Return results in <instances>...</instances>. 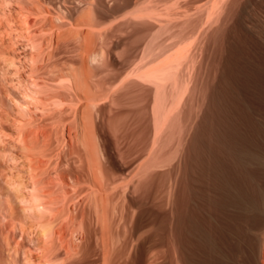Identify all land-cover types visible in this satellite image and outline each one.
Returning <instances> with one entry per match:
<instances>
[{
    "label": "rangeland",
    "instance_id": "obj_1",
    "mask_svg": "<svg viewBox=\"0 0 264 264\" xmlns=\"http://www.w3.org/2000/svg\"><path fill=\"white\" fill-rule=\"evenodd\" d=\"M19 1L20 4H17V0H0V42L2 44H5L4 41L8 40L9 43L11 41V44L15 42L16 47L8 42L2 47L4 48V46L9 45L12 48L5 47V49L8 48V53H12L13 57L20 55L18 57L21 58L18 59L17 57L18 61L15 58L13 60L11 59L13 57H10L8 54L9 58L5 61L6 56L3 59L4 56L0 53V68H2V71L0 69V98H4L3 100L6 106H9L13 102L11 101L13 100V96L16 99H18L16 95L19 97L23 96L21 92L24 91V87L19 86V88L16 87L17 89H12V87L19 85L21 82L17 81L15 72H13L15 77L13 74L11 75L12 70L15 69V63L16 65L17 63L19 65H26L27 68L24 70H27L29 68L27 63L31 62V56L35 52V48L33 49L34 45L32 46L33 40L36 41L38 39V42L43 41L47 43L50 40V35L47 32L46 35L49 38L43 36L46 38H42L39 41V38L42 37L41 35H45V32H38L40 34L38 38L35 37L39 34H35L37 31L35 32L34 27H30L33 29H29V31L27 29L30 35L25 31L26 28H22H28L26 19L28 16L33 17L31 12L34 0ZM40 1L41 3L43 2L42 4L44 6L45 3L51 6L52 9L46 4L49 10H52L49 11V14L50 12L54 13H52L53 17L56 15L59 16L62 11L63 14L61 13L62 16L60 14L59 17H63L64 19L62 18L61 21L58 20V25L61 23L60 26L64 27L65 24L66 27L69 28L70 26L71 29H74V27L77 29V26L81 25L83 27L86 26L88 20L83 21L80 17L84 14L85 2L87 0H81L82 2H78L80 0ZM96 1L98 4L100 3L101 9L99 10L98 4L96 3L97 5L95 4L96 7L94 8L98 11L96 15L99 14L97 15L98 20L96 19L94 21L101 35L97 32L99 36L96 37L95 45L97 50L104 49L106 53L105 64L108 63V67L105 64H100L103 62H99V60L98 63L95 62V64L91 65L94 74V78L91 81L92 85L94 87L102 86L104 78L109 82L117 81L116 84H118L124 77L123 82H121L122 84L119 83L121 86L117 87L119 84L116 86L119 89L117 90L118 92L115 90L117 88L114 89L113 86L115 91H111V98L95 100L97 107L101 109V113H104L107 121H109H106V127L115 120L118 121L120 119L119 121H122L119 124L116 121V125V122H113V126L110 125L107 127L106 134L101 133L103 139H105L108 156H112L113 158L112 165L106 163L105 168H107V176L110 175L112 177L110 179L114 181V177L116 178L117 176L119 180L116 178L115 181H120L123 177L146 163V166H143L145 168L143 170L144 174L142 175V178L146 179V198L143 208V212L144 210L145 212H142L141 216L136 215L137 205L135 203L139 193L136 187L129 194H126V199L124 198V200L122 197H119V194H122L123 190L120 193L121 189L117 187L116 190L114 189V192L119 191L117 194L115 193L109 203L111 215L112 213L114 214L112 216L110 215L111 217L109 216L107 219V225H111L112 228L110 230L109 225L107 226L109 230L103 228V230L105 229L104 233L101 221L95 217L93 218V216H90L89 219L86 217L82 221L78 217L77 219L80 218V221L78 220L79 222L77 223L76 218L73 219L75 221H70L68 216H65V218L68 217L65 221H62V216L59 217L62 222L58 220L59 218H56L59 221L58 223L56 219H54L56 222L53 219L48 220L52 223L43 219L41 223V219L39 218H36L33 222L28 220L26 222V219L23 217L25 220L20 218L21 221L15 218L16 220L13 221L17 222L18 227L14 222L10 227V231L8 225L11 224L9 221L11 218L6 217L5 219L8 218L7 221L2 219L4 232L1 237L2 239H7L6 236L9 234L8 242L10 244H8V247L3 242V246L5 245L9 251L3 247L6 251L3 249L4 253L2 252L1 255L7 257L1 258V264H25L31 258V261L34 263L39 261L40 263L38 264H55L56 262H58L56 264H61L63 261H65L63 262L64 264H67V257L62 258V256H66L68 253L70 254L65 247L72 239V234L74 233L72 229L75 231L76 227L81 226L79 223H82V230L79 227V230L82 231L81 236L83 232L88 233L90 230L89 233L91 236L87 239L86 236L88 234H84L81 242V245H85L82 249L86 251L84 253L87 256L84 255V250L77 253L73 251L76 258L72 253L70 255L74 257L75 261L68 254L67 256L73 259V262L70 260L68 264H86V262L87 264H98L99 262L101 264H178V262H181L179 264H264V0H146L147 16L145 18L137 17L135 14V10L137 8L139 9V2L142 3L140 0ZM24 5L26 7L28 5L27 8L30 11ZM19 7L25 9H20ZM180 7L181 9H179ZM102 8L108 10L104 12ZM64 9L67 10L65 11ZM126 10L128 11L125 12ZM16 12L20 14L18 13V15ZM26 12L30 14L28 15ZM157 13L158 15H156ZM36 14L35 22L38 26L45 20H42L43 14ZM18 18H21L19 19L20 21L24 20L20 22L17 20ZM77 18L80 19L77 20ZM43 19L45 18L43 17ZM44 25L48 27V22L45 21ZM107 25L110 26L108 27ZM22 32L24 33L22 34ZM32 34L35 35L33 40H31ZM73 40H68L65 48L59 50V53L57 52V55L55 54L49 63L59 62V65L64 70L68 69L70 65H73L78 70L80 68L82 69L83 57H81V48L80 45L78 46L77 40L76 42ZM13 48L15 49V53ZM16 48L18 51H16ZM78 51L80 52L78 53ZM177 52H180L181 56V59L179 58V64L176 62L178 66L175 63L171 68H166L167 70L164 76H162L163 78H156V80L154 78L155 81L152 78L151 80L150 78H146L145 84L143 83L144 81H137L139 77L132 74V70L136 68L137 64V68L139 65L140 67L146 66L147 72L151 69L150 67H153L156 63L158 64L161 60L163 61L166 57L164 59L165 61ZM1 61H4L8 66L10 65L8 69L9 71L12 70L9 75L2 73L4 72L3 69L6 70L7 67L5 68V63ZM9 61L11 63H8ZM109 69H111L110 72ZM167 71L170 72L168 73ZM128 74L129 76H126ZM9 76L11 78H8ZM97 76L103 77V80ZM118 77L119 79L117 80ZM100 79L101 82L99 81ZM6 80H10L9 82L15 80L16 82H13V85H16L13 86L12 83L10 84ZM96 80L98 81L95 83ZM98 82L100 85H98ZM140 82L143 83L142 85L146 89L139 84ZM105 83L103 84L105 87L102 86L103 89L106 88L107 84L110 86L108 82ZM134 84H139V86L136 87ZM6 85L9 86L6 88ZM109 86L106 88L107 90L104 89L103 93H101L102 91H99L100 93L98 90L96 91L99 94L105 93L106 95ZM140 86L143 87L142 90L146 91V93L143 91L144 96L141 95L142 91L139 90ZM102 88L100 87L101 90ZM5 90L10 91L11 94L13 93L11 95L12 99H9ZM137 92L138 96L136 95ZM134 93L135 95H133ZM68 94V98L73 95L71 92ZM121 95L122 97L124 96L123 101ZM98 97L100 98V96ZM119 99L120 101H118ZM132 100L135 101L133 102ZM135 102L139 105L142 103L141 105H144L146 112L142 110V106V109L137 104L134 106ZM120 105H123L124 108L126 107L125 110L127 109L121 115L116 112ZM136 105L138 110L136 109ZM133 106L134 109H132ZM139 109L144 113L141 114ZM133 110H137L134 111L135 114ZM22 113H27L25 115H28V111L25 108ZM72 116L68 114V122L72 121L73 123ZM126 117L130 120L127 119L128 121L124 122ZM136 117H139V120L141 119L140 117H142V120L145 119V127H142L143 131L141 130L137 134H134V136L137 135L136 138L132 137V139L125 141L126 146L119 150L116 141L117 137L130 130L132 123L136 124ZM106 123L103 124L105 125ZM118 125H121V127H118L120 131L114 134V131L119 130L115 128ZM3 127L6 129L5 126ZM0 133H2L0 134L1 139H4L6 135L4 129H0ZM3 135L4 137L2 138ZM6 138L5 140H8ZM135 142L136 144L134 146L133 144ZM224 142L225 145H223ZM138 143L139 146L137 147L140 148L136 147ZM142 143L146 144L144 145ZM55 144L58 145L56 142L53 144V150L51 151L54 152H51V161H54L55 158L56 160H62V165L65 162H70L72 159L76 161L74 157L70 159L71 156L67 154V151H69L67 145L63 147L65 149L58 145L61 150H64L59 151ZM59 153H61L60 156ZM52 154L53 156L57 155L59 158L57 156L53 157ZM65 156H68L67 158L70 156L69 161ZM137 156L141 158L146 157V160H141L143 162H141L142 165L138 163L140 166L134 162ZM6 161L9 162V159H6ZM9 163H12V161ZM136 164L137 166H135ZM85 170L87 169L85 168ZM85 170H83L85 173L82 172V174L83 176L86 174L85 178L87 180L88 175ZM114 173L115 176L113 177ZM85 178H82L83 181H86ZM110 179L106 181L107 187L113 182L111 181L110 183ZM127 197L129 198L127 199ZM118 199H122V201L119 202ZM124 201L126 202L124 203ZM128 201L130 206L127 205L129 204ZM2 203L5 204L4 201ZM84 203L87 204V202H79L77 208L81 209L83 207L86 211L90 210L88 209V207L90 208L89 203L85 206ZM122 204H125L124 208H122ZM116 212L119 215L115 214ZM123 212L125 217L123 216ZM44 221L47 222L45 223ZM27 223H33L35 227L28 234L24 232V227L26 225L28 226ZM93 223L94 225H92ZM86 224L87 226L90 225L89 230L85 228ZM45 225L46 229L44 230ZM54 225H58L57 227L60 228H63V225L66 227V231L64 229L65 227L62 231V234H64L61 239H65L64 241H66L64 246L62 243V247L58 244H61L63 240H58L57 243L56 239L60 238V236L54 231L56 229ZM48 227H53L54 230L52 228L48 229ZM41 230L44 232H41ZM50 230H53V232L51 231L52 235L49 234ZM11 232H15V235L13 233V236ZM23 233L24 235L26 233V236L29 235V237L23 238ZM110 234L111 236L108 239V235ZM64 235H67V239L66 237L64 238ZM31 236L32 239L30 240ZM40 236H44L45 239H41ZM49 236L54 239L52 240ZM10 237L14 239H10ZM22 238L25 239L24 241L26 243L23 242ZM87 240L89 243H87ZM103 240H106V244ZM107 240L109 241L110 245H108L110 247L107 245ZM11 242L13 244L17 242L16 249L12 247ZM20 242L22 243L20 244ZM100 242H102L101 246ZM119 242L124 243V245L120 243L123 247L121 245L119 246ZM56 243L58 248H54V244L56 245ZM85 243L92 250L90 251L89 247L87 248L91 252L90 254L85 249L87 246ZM103 243L106 245L105 247L102 246ZM38 245L42 248L40 247L38 249ZM115 245H117L115 247L116 249H121L120 251L123 252V256L113 251V249L115 250ZM59 246L62 250L61 257ZM104 249L106 250V255L103 252ZM13 250H16V252ZM34 251L45 254L43 256V254L41 255L38 252L33 256ZM53 251L55 253L57 251L60 255L58 256L57 253H52ZM64 251L65 253H63ZM116 254L119 256L118 259ZM79 255L82 256L80 257L81 259ZM83 256L86 258V261H83L85 260ZM105 257L110 258L112 261L110 259L107 261L110 260L111 263L105 262ZM4 258L5 260H3ZM44 258L46 259V263ZM33 259H36V261ZM47 259L51 260V262ZM53 259H55V262ZM103 260L104 263H102ZM118 261H121V263ZM28 264H31L30 261Z\"/></svg>",
    "mask_w": 264,
    "mask_h": 264
},
{
    "label": "bare ground",
    "instance_id": "obj_2",
    "mask_svg": "<svg viewBox=\"0 0 264 264\" xmlns=\"http://www.w3.org/2000/svg\"><path fill=\"white\" fill-rule=\"evenodd\" d=\"M17 1H18L17 4H20V1L19 0H17ZM140 1H142V3L139 2L140 6H139V9L138 8L136 9L137 11L135 10V12H136L135 14H136L137 17H141V18L144 17L145 18L147 16L146 15V0H140ZM149 1H151V0H149ZM78 2H82V1L80 0ZM101 2H102V0H101ZM164 2H166V1H164ZM42 3H41L40 0H34L33 1V5H32L33 7H32L31 14H33V17H34V14H35V17L33 18L32 16H28L27 19H26L28 28L27 27H22V28H26L25 31L27 32V29L29 31V29L30 30L33 29V28L31 29L30 27H34L35 32L37 31L35 34H39L40 32H45L44 33L45 35H41L42 36L41 38H39L40 34L39 35H36V36L32 34L31 40L34 39L33 38L34 36L35 37H38L39 38V41H41L42 38L43 39H45L46 37L49 38L46 35L48 33V35H50V40L48 39L49 40L48 43L47 42H43V41L42 42H38L37 41L38 39H36V38H35L36 41L33 40L32 46L34 45L33 46V49L35 48L34 49L35 52L32 51L33 54H32V56L30 55L31 56V59H30L31 62L27 63V65L29 67L27 70H24L25 68H27L26 65H24V64L23 65L22 64L19 65V63H17V65H16V63H15V65H14L15 69L12 70L10 68L12 70V73H11V70L9 71V69H8V67L10 65L8 66L4 61H1V62L5 63V65H6L5 68L7 67L6 70L3 69L4 72H2V73L3 74L5 73L6 75H9L11 73V75L12 74L14 75L13 72H15L16 73L15 75L17 76L16 78L18 79L17 81L18 82L21 81L19 83V85L14 84L16 86L15 87H12V89L13 88H16V87L19 88V86L20 87L22 86V88L24 87V91L21 92V90H20V92L23 94V96L21 95L22 97H19L18 95H16L18 97V99L14 98V96H13V100H11L13 102H11V104H10L11 106L10 105L9 106H6L5 101L3 100L4 98H0V126H1L0 129H4V132L6 134L5 135V138L7 137L6 139H8V140H5V138L4 139H1V137H0V139H1V142H0L1 143V145H0V256H1L0 257V264L2 263L1 262L2 261L1 258L7 257L5 255L2 256L1 253L2 252L4 253V251H3L4 248L3 247H5L6 244L7 245L10 244V242H8L9 241V239H8V236H9L8 232L11 230L10 227H11L12 223H14V222H15V224L17 223L16 221H13V220H16V219L18 220V219H20V218L23 217V218L26 219V222H27V220L33 222L36 218H39V219H41V223H42L43 222V219H46L47 221L50 220V219H53V221H54V219H56V218L58 219L61 216H62L61 217L62 218V221L63 220L65 221V219H67L68 217L70 218V221L71 220L72 221H75L73 219H75V218L77 219L78 217H80L81 218V221H82L86 217H88L87 219H89L90 216H93V218L95 217L97 220L101 221V223H102L101 224L102 225V230H103V228H106L107 230H109L110 228H112V226L109 225V224H108L109 225V229L107 228V226H108L107 225V219L111 215V210L109 209V206H110L109 203H110L111 198L115 195V193L117 194L118 191H119L118 190V191L114 192V189L116 190L117 187H120V189H121L120 190V193H122L121 191L123 190V193L122 194H119L120 195L119 197H122L123 200H124V198H125V196H126L127 193L129 194L131 192V190L134 189V187L137 188V190H138L139 193H138V196L136 194L137 201H136L135 204L137 205L136 215H138V216H141V213L143 212L145 198H146V179L142 178V175L144 174L143 170L145 168L143 166L146 163L143 164V166H140L139 165V164L142 165L143 162L141 160L142 159L143 160L144 159L146 160V157L141 158V157H138L137 156L136 159L134 160V162L137 163V164L139 163L138 165L140 167L138 166L139 167L138 169H135V171L129 173L128 175H126L125 177H123L120 181H117V180H119V177L117 178V176H116L117 180L115 181V179H116L114 177L115 176V173L113 175L114 181L112 179H110L112 177H110V175L107 176L108 175V173L106 171L107 168H105V164L106 163H108V164L110 163V165H112V159L113 158H112V156L111 157L108 156V153H107V150H106L107 147H105V145H106L105 144V139H103V136L101 135V133L103 132L104 134H106L107 133V127H109L110 125L113 126L112 125L113 122H116L117 120L113 121L112 124H109V126L106 127V125H107V123H106V121H107L106 115L104 113H101V109L99 107H97L95 100L96 99H99V100L108 99L111 96L110 93H111L112 90H113V92L115 90L116 91L119 90L117 87L121 86V84H122L121 82H123V78L124 77L122 78L121 81L118 82V84L121 83V84L118 85V84H116L117 81H113L112 80L113 82H109V81L105 80V78L103 80V77H100L99 76L103 80L102 81V86L103 87H105L103 85L105 82L106 83L108 82L110 84V86L108 84L106 85V88H108V86H109V89H108L106 95H105V93L104 94H99L100 93L99 91H102L101 93H103L104 92V89H106V88L103 89L99 82H98L99 84L98 83L97 84L100 85V87L102 88V90L100 89V87H97V86H95L96 87V89H95V87L92 85V82L91 81L94 78L93 77L94 74H93V70H92V67H91L92 63L89 62L90 59L94 58L95 59V62H97V63H98V60H99V62L102 61L103 63H100V64H105V62H106V53H105L104 49H101L100 48L101 50H97L96 49V45H95L96 44V37L99 36V34H97V32H99L100 35H101V32L99 31V29L96 28L97 27L96 24H95L96 22L94 21V20L97 19V15L99 14L98 13L96 15V12H98V11H97L96 8H94V7H96L95 4L97 3V1L95 2V0H87V2H85L86 5H85L84 14H82V16L80 15L81 17L80 16H78V17H80L81 19H83V21L84 20H88L86 22L87 24L84 27H83V25L77 26L79 29L78 28L75 29V27H74L75 30L74 29H71L70 26H69V28L66 27L65 24H64V27L63 26H60L61 23H59L60 25H58V20L61 21V19L63 18V17H59L60 14L62 13V11H61V13L59 11V13H60L59 16L56 15L58 17L56 19V16L55 17L52 16L54 14L53 12H52L53 14L51 12H50L51 15L49 14V11H52V10H49V8L52 9L51 6L48 5L47 3H45V6H44V4H42ZM148 3H150V2H148ZM46 4H47V6H50V7L48 8L46 6ZM105 4H108V3H105ZM21 5H23V4H21ZM66 6H67V4H66ZM27 7H28V5H27ZM27 7H26V9H28ZM98 7H99V10H100L101 9L100 8L101 7L100 6V3L98 4ZM153 8H154V6H153ZM20 9H25V8H22L21 7ZM169 9H170V7H169ZM169 9L167 8V10H169ZM179 9H181V7ZM28 10L30 11V9H28ZM102 10H104V12H106L108 9L105 10L104 8H102ZM127 11L128 10H126L125 12H127ZM153 11H155V10H153ZM153 11H151V12H153ZM171 12H169V13H171ZM22 13L24 15V12L23 11H22ZM27 13L28 12H26V14ZM36 13L43 14V17L45 19H43V17H42V20H45V21L48 22V27L44 25V22L45 21H42L43 24H42V22L40 23V24H42L41 26H40V24L38 26L36 25V22H35V18H36V15H37ZM158 13L156 15H158ZM29 14L30 13H28V15ZM62 14H61V16H62ZM164 14H166V13L164 12ZM127 15H129V14H127ZM168 16H170V15H168ZM18 17H20V16H18ZM80 18H77V20L80 19ZM123 18H125V17H123ZM130 18H132V17H130ZM154 18H155V14H154ZM19 19H21V18H18L17 20H19ZM115 19H117V18L115 17ZM23 20H21V21H23ZM22 23H25V22H22ZM81 23H83V22H81ZM35 25H36L37 28L38 27L39 28L37 29L35 27ZM79 25H80V23H79ZM23 26H25V24H23ZM105 28H104V30H105ZM23 33L24 32H22V34ZM27 33H28V35H30L29 34L30 32H27ZM31 33H33V31H31ZM105 33H107V32H105ZM43 36H46V37H43ZM2 39H3V37H2ZM68 40H70V41L73 40L75 42L77 40L78 46L80 45L81 55H82L81 57H83V62H82L83 63V68L82 69L80 68L82 71L80 69L79 70L76 69L75 67H73V65H70V67L68 69L65 68L66 70H64V68H62L61 65H59L60 64L59 62H56L55 61V62H53L51 64L49 63V61H52L51 59L54 57V55L59 50L65 48V46L67 45L66 42ZM4 42H5V44H6V42L9 43V40L8 41H4ZM28 42L30 43V41H28ZM17 43H18V41H17ZM5 44H2L1 43V47L3 45H5ZM9 44H11V41H10ZM11 45H14L15 46L16 44L14 42ZM1 47H0V50H1L0 53H1V55L4 56L3 59H5V56H6L5 61L8 60L7 58H9L8 57L9 55H10V57H13L12 56V53L9 54L8 53V50H7L8 48H12V47H9V45L4 46V48L2 47L4 50ZM5 47H8V48L5 49ZM6 50H7V52H6ZM3 51H5V52H3ZM13 51L15 53V49ZM16 51H18L17 48H16ZM9 52H10V50H9ZM79 52L80 51H78V53ZM18 56L20 57V55H18ZM17 57H13L11 59L14 60V58H15V60H17ZM19 57H18V59H21ZM180 57H181L180 56V52H177L176 54H173L172 57H169V58H167L164 61V59L166 58L165 57L163 59L164 62L161 60L160 62H158V64L156 63L155 65H153V67H150L151 69H149L147 72H146V66L145 67H140V65H139V67L137 68V66H138V64H137V66L135 65L136 68L134 67L135 69L132 68L133 69L132 70L133 73L131 71L130 72L132 74L136 75L137 77H139V78H137V81L138 80L139 81L141 80L142 82L144 81L143 83L146 82V78H148V79L150 78V80H151V78L153 80L155 78V80H156V78L159 79L162 76H164L165 71L167 69L171 68L172 66H174L173 64H175L176 62H178V64H179V62H180L179 60L181 59ZM24 58H25V56H24ZM8 63H11V62L9 61ZM107 64H105V65H107ZM178 64H177V66H178ZM156 65H158V66H156ZM0 67H1V65H0ZM107 67H108V65H107ZM176 68H178V67H176ZM0 69L2 71V68H0ZM110 71H111V69H109V72ZM107 73H106V75H107ZM113 73H115V72H113ZM15 75H14V77H15ZM96 75H98V74H96ZM101 75H103V74H101ZM108 76H109V74H108ZM126 76H129V74L126 75ZM136 76H134V77L136 78ZM119 77L117 78V80L119 79ZM8 78H11V76H9ZM5 79H7V78H5ZM12 79H14V78H12ZM7 81L8 80H6V82ZM23 81H24V83H23ZM97 81L98 80H96L95 83ZM99 81L101 82V79ZM13 82H16V81L15 80L14 81L11 80V82H9V83L10 84L12 83V85H13ZM133 82H136V81H133ZM159 82H161V81H159ZM143 83L140 82L139 84L141 86H143L142 85ZM139 84L138 85L134 84V85H136V87H138ZM8 86L6 85V88ZM113 86H114V89L115 88H117V89L114 90L113 89ZM141 86H140V89L139 88L138 89L142 91V92L140 91L141 92V95L144 96L145 94L143 93V91H145V90H142L144 86L143 87H141ZM136 87H135V89H136ZM131 89H132V87H131ZM8 90H5V91L7 92L8 97L10 99L11 98V95L13 93L11 94V92L8 91ZM96 90H98L99 93ZM126 90H128V89H126ZM66 92H67V94L69 92H71V93H73V95L68 98L67 96L69 94L67 95ZM117 92H115V93H117ZM97 93H98V95H97ZM145 93H146V91H145ZM18 94H19V92H18ZM95 95H97V96H95ZM133 95H135V93ZM136 95L138 96V92H137ZM98 96H100V98ZM101 96H103V97H101ZM137 96H136V98H137ZM121 97H122V95H121ZM123 97H122V101L124 99ZM118 98H119V96H118ZM19 99L22 100V102H20ZM133 99H135V98L133 97ZM145 99H146V96H145ZM118 101H120V99ZM132 101L134 102L135 100H132ZM120 103H123V102H120ZM135 104H137V103L135 102L134 103V106H135ZM141 104L140 105L137 104V105H138V107L140 109L143 108L142 110H144L145 107H144V105H141ZM137 105H136V109L138 110ZM134 106H133L132 109H134ZM141 106H142V108H141ZM121 107H123V105L122 106L120 105L119 108H121ZM24 108L28 111V115H25L27 113H24V114L22 113L23 110H24ZM119 108L117 109L116 112L117 113H120V115H121V113L123 114V112H126L127 111V109L125 110L126 107L125 108L123 107L121 109H119ZM140 109H139V111L141 112V114H143L144 112H146L145 110L143 112ZM137 110H133V112L134 111H137ZM116 112H115V114H117ZM68 114L73 115L72 116L73 117V123H72V121L71 122H68L67 121ZM134 114H135V112H134ZM144 115L146 116V114H144ZM144 115H142V116H144ZM124 116H125V113H124ZM127 117H126V119L124 118L125 119L124 122L130 120ZM138 118L136 117V119L138 121L136 120V124L135 123H132V127L130 128V130H128V131H126L124 133L120 132L122 134L120 136L118 135L119 137H117V140L116 141H117V147H118L119 150H121L123 147L126 146L125 141H128L129 139H132V137H135L136 138L137 135L134 136V134H137V132H139V131L142 130V127L145 124V119L142 120V117H140L141 119L139 120ZM116 119H118V118H116ZM122 119H123V117H122ZM119 120L117 121L118 124L120 122ZM107 122H109V121H107ZM117 122L115 123V125L117 124ZM103 123H106V124L104 125ZM129 124H131V123H129ZM3 126H5L6 129ZM118 127H121V125L115 126L116 129H119ZM128 127H130V126H128ZM126 129H129V128H126ZM112 130H114V129H112ZM119 131H120V129L118 131H114V132L112 131V132L115 134L116 132H119ZM0 134H2V133H0ZM3 137H4V135L2 136V138ZM106 140H107V138H106ZM55 142L60 147L62 146V148L67 145L68 146V149H69V151L66 150L67 151V154L71 156V158H70V156H69V158L72 159L74 157V159H76V161L75 160L73 161V159H72L70 162H67V163L65 162L66 164L63 162L64 163L63 164L64 167H63V165L61 163L62 160L60 161L58 159L59 157L57 155L53 156V154H52V156L53 157H56L57 156L58 157L57 158L58 160H56V158H55L56 161L53 159L55 162L54 161H51V157H50L51 156V152H52L51 150H53V144ZM135 144H136V142L133 145L135 146ZM142 144H144V143H142ZM55 145H54V147H55ZM58 145H56V146L58 147ZM140 145H141V142H140ZM223 145H225V142L223 143ZM137 146H139V143L136 145V147ZM57 147H55V148H57ZM60 147L57 148L59 151L61 150ZM137 148H140V147H137ZM63 149H65V148H63ZM63 149L61 151H64ZM60 154L61 153H59V156H60ZM67 157L65 156V158L68 159V161H69V158H67ZM6 159L7 160L9 159V162L12 161V163H9L8 161H6ZM52 162H54V163H52ZM137 164L135 166H137ZM85 168L87 170H85ZM83 170L87 171V175H88L87 176V180L85 178L86 174H84L85 176H83V174H82ZM83 173H85V172H83ZM83 177L85 178L86 181H83V179H82ZM108 179H110V183H111V181H113L111 183V185H109V187H107V185H106V181ZM188 194H190V193H188ZM2 195H4V197H2ZM1 197L4 198V200H2ZM128 198L129 197H127V199ZM133 199H134V197H133ZM3 201L5 202V204L2 203ZM120 201H122V199L119 200V202ZM79 202H87V204L89 203L90 208L88 206H86V207H88V209H90V210H87L86 211V209L83 208V207L81 209H78L77 208V206H78L77 204ZM125 202L126 201H124V203ZM128 203H129V201H128ZM87 204L84 203V206L87 205ZM114 205H116V204H114ZM114 205H112V206H114ZM122 205H123L122 208H124L125 207L124 206L125 204H122ZM127 205L130 206V203L127 204ZM187 206H188V204H187ZM193 207H194V205H193ZM126 208H127V206H126ZM111 209H113V208H111ZM112 212H114V211H112ZM125 212H126V210H125ZM144 212H145V210H144ZM117 213L118 212H116L115 214H117ZM113 214L114 213H112V215ZM133 214L135 215V213H133ZM117 215H119V214H117ZM3 216H4V218H3ZM65 216H68V217L65 218ZM120 216H122V215H120ZM123 216H124V212H123ZM6 217H8V218L10 217L11 218V219H9V221H10L11 224L8 225V223L6 222V224L8 225V228H10V229L7 232L8 235L5 234V235H7L6 236L7 239H5V238L2 239L1 235H3V232H4L3 231L2 221L3 220H6L7 221L8 218L5 219ZM80 218L77 219L76 223L80 221ZM117 218H118V216H117ZM25 219H23V220H25ZM116 219H115V221H116ZM56 220L54 222H56ZM58 220L61 221L60 218ZM58 220H57V223L59 222ZM85 220H84V223H85ZM19 221H21V219ZM47 221H44V222L46 223ZM121 221H119V222L121 223ZM48 222L49 223H52L50 221H48ZM54 222H53V224H54ZM111 223L113 224V221L112 220H111ZM120 223H119V225H120ZM27 224H28V226L26 225L24 227L25 228V231L24 232H26L28 234L30 231L33 230V227L34 226H33V223L32 224L31 223H27ZM172 224H173V222H172ZM179 224H180V222H179ZM64 225H66V224H64ZM64 225L63 226L60 225V226H62L64 228L65 227ZM79 225H81V226H78V225H77L78 227L75 226L76 227L75 228L76 229L75 231H74V229H72L73 232H74L72 234V239L70 237H68L71 240H70V242H69L68 245L66 244L67 246L65 245L66 246L65 248H67V250L70 252V254L71 253L73 254L74 252L75 253L82 252V250H84V249H82V247H84L85 245L82 244L83 245L82 246L81 245V242H82V236L84 234H86L87 232L86 233L83 232V235L81 236V234H82L81 232L82 231H80V230H82L81 229L82 223H79ZM92 225H94V223ZM13 226H14V224H13ZM16 226H17V224H16ZM16 226H14V227H16ZM57 226L58 225L55 226L56 227L55 230L53 229V227H51V228L56 232V234H58L60 236V238H57L56 237L57 238L56 240H57V243H58V240H61V241L63 240L61 238L63 237V234L64 233L62 234L63 228H60V227H57ZM89 226H87V224H86L85 225V228H87L89 230ZM44 227H45L44 228V230H45L46 229V225ZM79 227H80V230H79ZM51 228L48 227V229H51ZM77 228H78V230H77ZM20 229L22 230L21 227H20ZM41 229H43V228H41ZM64 229L66 231V227ZM53 230H50L49 231L50 232L49 234H51L53 232ZM104 230H103V233H104ZM41 232H44V231L41 230ZM41 232H40V235H41ZM89 232H90V230H89ZM89 232L87 233L89 236L86 234L87 235L86 236L87 239L91 236ZM105 232H107V231H105ZM13 233L15 235V232H13ZM13 233H12V235H13ZM26 233H25V235L23 233V235L25 236V237L23 236V238L29 237V235L26 236ZM16 235H17V233H16ZM43 235L45 236L44 233H43ZM58 235H56V236H58ZM44 236H42V237H44ZM66 236L64 235V238ZM103 236H102V238H103ZM109 236H111V234L108 235V239H109ZM42 237H41V239H45V237L44 238H42ZM49 237H51V236H49ZM53 237H55V235H53ZM119 237H122V236H119ZM23 238H22L23 242L26 243V241H24L25 239H23ZM83 238H85V237H83ZM10 239H14V238L10 237ZM15 239H17V237H15ZM31 239H32V236L30 237V240ZM53 239L54 238H52V240ZM66 239H67V237H66ZM91 240H92V238H91ZM17 241H19V240H17ZM63 241L61 242V244H58V245H60L62 247V243H63V246H64V244H65L66 241H64V242ZM105 241L103 240V242H105ZM119 241H121V240L119 239ZM3 242H4V244L6 243L4 246H3ZM84 242H85V240H84ZM97 242L99 243V241H97ZM21 243L22 242H20V244ZM25 243H23V244H25ZM28 243H29V240H28ZM57 243H56V245L54 244V248L55 247L58 248ZM87 243H89L88 240H87ZM101 243L102 242H100V246H101ZM120 243L122 245H124V243L119 242L118 243L119 246L121 245ZM105 244H106V242H105ZM105 244L103 243L102 246L105 247L106 246ZM108 244H109V241L107 240V245ZM11 245H12L13 248H15L17 246V242L14 243V244L12 243ZM39 245H38V249L41 247V246L39 247ZM44 245H45V241H44ZM109 245H108V247H110ZM46 246H48V244H46ZM60 246H59V249L61 250ZM116 246L117 245H115L114 248ZM8 247H9V245H8ZM20 247H22V246H20ZM88 247L89 246L87 245L85 249H87ZM196 247L198 248V246H196ZM5 249L8 250V248H6V247H5ZM102 249H103V247H102ZM110 249H112V248H110ZM47 250H48V248H47ZM89 250H90V247H89ZM89 250H88L87 253L90 254L91 253L90 251H92V250H90V251ZM120 250L121 249L118 250L116 248H115V250L113 249V251H115L118 254H121V256H123L122 255L123 252H121ZM13 251L16 252V250H13ZM41 251L45 252L44 250H41ZM54 251L52 253H55ZM57 251H56V253H57ZM65 251H66V249H65ZM65 251L63 253H65ZM105 251L106 250L104 249L103 252H105ZM11 252H12V250H11ZM35 252L36 251H34L33 256L35 254H37L39 251H37L36 253ZM60 252H61V255L58 254V253H57V255L58 256L60 255V257H61L62 256V250L59 251V253ZM84 252L86 253L85 250L83 251V253ZM145 252H146V249H145ZM85 253H84V255L87 256V254H85ZM110 253H112V252H110ZM110 253H109V255L111 256ZM39 254H41V253L39 252ZM44 254H43V256H44ZM68 254H66V256H62V258L63 257L66 258L67 257V264L70 262V260H71V262L75 261L74 257L69 254L70 256L73 257L74 260L72 258L70 259L69 258L70 256L69 257L67 256ZM104 254L106 255V252ZM30 255H29V257H30ZM63 255H65V254H63ZM73 255L75 256V254H73ZM81 255H82V253H81ZM81 255H79V258L82 257ZM162 255H165V254H162ZM116 256H117V254H116ZM53 257L56 258L55 256H53ZM111 257H113V256H111ZM118 257L119 256H117V259H118ZM124 257H125V255H124ZM177 257H178V255H177ZM75 258H76V256H75ZM83 258H85V257L83 256ZM83 258H82V260H83ZM106 258L107 257L104 258L105 259V262L108 259H110V258H107V259ZM10 259H13V258H10ZM25 259H26V257H25ZM31 259L28 260V262L30 261L31 264H35V263L38 264V263H40L39 261L37 262L36 259L35 260L33 259L34 261H36L34 263V262L31 261ZM44 259H43V262H44ZM3 260H5V258ZM47 260L51 262V260H49V259H47ZM53 260L55 262V259H53ZM110 260L107 261V262L109 263ZM57 261H60V260H57ZM83 261H86V258ZM177 261H179V260L177 259ZM28 262L25 263V264H28ZM63 262H65V261H63ZM63 262H61V264ZM118 262L121 263V261H118ZM45 263H46V259H45ZM56 263H58V262H56ZM102 263H104V260H103ZM179 263H181V262H178V264ZM9 264H12V263H9ZM81 264H83V263H81ZM86 264H87V262H86Z\"/></svg>",
    "mask_w": 264,
    "mask_h": 264
},
{
    "label": "clouds",
    "instance_id": "obj_3",
    "mask_svg": "<svg viewBox=\"0 0 264 264\" xmlns=\"http://www.w3.org/2000/svg\"><path fill=\"white\" fill-rule=\"evenodd\" d=\"M90 63H92V64H95V59L94 58H92V59H90V61H89Z\"/></svg>",
    "mask_w": 264,
    "mask_h": 264
}]
</instances>
